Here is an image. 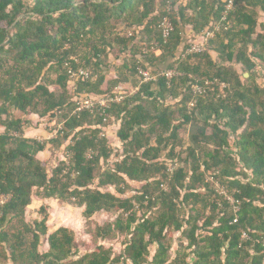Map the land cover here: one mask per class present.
Wrapping results in <instances>:
<instances>
[{"label": "trees", "instance_id": "1", "mask_svg": "<svg viewBox=\"0 0 264 264\" xmlns=\"http://www.w3.org/2000/svg\"><path fill=\"white\" fill-rule=\"evenodd\" d=\"M178 2L0 0V196L9 197L0 206V262L262 263L264 86L256 80H264V23L258 21L264 0H234L225 17V0ZM163 18L172 26L167 38L159 28ZM117 23L131 36L115 32ZM187 25L198 35L213 32L200 54L185 55L187 46L180 52ZM72 58L89 78L69 93L65 64L77 69ZM137 67L156 75V82L140 84ZM172 69L180 76L167 81L159 75ZM205 81L211 85L194 94L191 86ZM221 83L228 86L223 93ZM124 84L137 91L103 111L74 113L81 95H111ZM15 113L61 124L53 143L57 148L69 139L68 165L59 162L49 174L37 158L46 142L26 138L30 122ZM110 125L117 126L118 150L109 147ZM208 177L234 192L236 223ZM130 183L140 187L124 197ZM33 199L82 209L87 222L101 212L118 214L89 234L94 242L122 237L121 253L99 244L79 255L69 229L47 234V207L39 219L25 220Z\"/></svg>", "mask_w": 264, "mask_h": 264}, {"label": "rangeland", "instance_id": "2", "mask_svg": "<svg viewBox=\"0 0 264 264\" xmlns=\"http://www.w3.org/2000/svg\"><path fill=\"white\" fill-rule=\"evenodd\" d=\"M115 32L119 33L120 35L123 32L121 25L118 23L115 25ZM112 59L113 58L110 57V63L112 62L114 66H118L121 64L120 60H112ZM259 74L261 75V73ZM112 75H113L112 72H110V74H108L107 76V79H111ZM52 78H54V76H52ZM243 78L244 79L247 78V75L244 74ZM256 83L258 85L264 86V80L262 79L258 78L256 80ZM74 85L75 83H69L68 85L69 93H73ZM121 86L124 87V93H126L127 95L133 94L134 92H136L135 91L136 87L131 84H124ZM15 117L21 118L22 120H25V121H29L31 124V128H35V130L37 129V131L44 129L45 131L48 132V135H46V137L44 138L36 136L37 137L36 140L40 142H46L47 144L45 151L42 153H39L37 155V158L45 165L49 174L51 173V170L54 167H56V165L59 162H64L66 165H68L69 159H70V155L67 150V146L70 144L69 139L65 142H62V144L56 148L53 143L55 139L53 138V134L51 133L54 130H56L59 126H61V124H56V123L50 124L48 123L47 120L40 121L38 120V118H36L37 116H34V115L16 114ZM0 131H2V129H0ZM116 131H117V126H114V125H110L106 131V136L109 142V147H111L114 150L119 149V143L115 136ZM50 133L51 135H49ZM115 153L116 152H113V154L108 160V163H111L112 161L115 160ZM129 185H130L131 190L128 191V193H126L124 197L133 196L134 192L138 190L140 187L138 184H134V183H130ZM37 203H38L37 205L34 206V204H32L29 208H27L26 211L28 212L27 214L25 213V220L30 223L36 219H39L40 218L39 210L41 209V207H47L48 220L52 221L51 223L49 222V224L47 221V224L49 225L47 226V234H50L51 232H53L55 228L59 226V224L53 221H57L58 217L60 218V216H63L65 218L66 224L70 227L69 230L72 231L75 236L76 247L79 252V255H83L84 253L92 251L95 248V246L99 244L103 245L105 248H110L115 256L121 253L122 251L121 243L123 240L122 237H118L117 239L106 241V242H94L89 234V231L92 230L95 226H102L103 224L113 222L118 214L101 212V213L94 215L91 218V220L87 222L85 219L82 218V209L58 202L56 200H53V201L42 200V201H38ZM50 210L57 212V216L54 219L52 218V216H50ZM46 237L47 236L42 238L41 245L39 247V250L42 252L44 251V249L45 251L47 249L46 243H45ZM178 237L179 235L175 234L171 241L172 249H171L170 254L172 253L171 254L172 256L178 246V241H177ZM153 251L154 249L152 248L151 254H153ZM0 264H8V263L0 262Z\"/></svg>", "mask_w": 264, "mask_h": 264}, {"label": "built area", "instance_id": "3", "mask_svg": "<svg viewBox=\"0 0 264 264\" xmlns=\"http://www.w3.org/2000/svg\"><path fill=\"white\" fill-rule=\"evenodd\" d=\"M233 1L234 0H225V13L226 14L233 9ZM223 17V20H224ZM159 28L161 30L162 36L164 38L169 37L172 26L170 21L167 18H163L161 21ZM122 36L128 38L131 36V32H125L122 34ZM213 37V32H206L201 36V39L199 41L191 42L187 45V49L185 51V55H193V54H200L205 50V47L208 43V41ZM140 59V57H137ZM74 63L77 65V69L71 68V66L66 63V71L67 75L69 77L70 83H76L80 79L87 80L89 78V73L83 69V63H79V61L75 58H72ZM136 75L138 77V80L140 84H147V83H155L157 80V76L153 75L148 70L142 69L141 67L136 68ZM161 77H164L167 81H170L171 79L180 76V74L175 70H166L163 71L161 74H159ZM211 83L209 81H205L203 86L200 85H192L191 90L196 95H202L205 92V89L210 86ZM220 91L223 93V91L228 89V86L224 83H221L219 85ZM135 91H137V88H135ZM135 93V92H134ZM127 96L126 93H124V87L119 86L115 89L114 93L111 95H105L103 97L99 98H90L87 95H81L75 102V114L88 111L90 113H93L96 110H105L108 109L109 106L113 103H120L124 100V98ZM53 134V138L56 139L58 136L62 135V126H59L56 130L51 132ZM51 133L49 135H51ZM101 136H104L101 134ZM168 172H172L174 170V166L171 164L167 165ZM207 181L212 184V187L214 189V192L221 197L229 206L232 208V212L235 214V218L233 220V223L237 222L236 214L240 210V202L235 199L234 192L228 191L224 186H221L217 181H214L212 177H208ZM9 200V197L6 196H0V206H3L7 201ZM261 264H264V260Z\"/></svg>", "mask_w": 264, "mask_h": 264}, {"label": "crops", "instance_id": "4", "mask_svg": "<svg viewBox=\"0 0 264 264\" xmlns=\"http://www.w3.org/2000/svg\"><path fill=\"white\" fill-rule=\"evenodd\" d=\"M187 3H188V0H179L178 6L184 7V6L187 5ZM187 14L189 15L190 13H187ZM258 21H259V23H264V15L260 11H259V20ZM182 32L183 33H182V42H181L180 52H181V49H183L184 46H187L191 42H194V41L197 42V41H199L201 39V36H202V35L196 34L193 31V29H192V27L190 25L185 26L183 28ZM209 54H210V57H211V59H212V61L214 63H218L219 62V57H218V54L217 53L210 52ZM170 62H171V60H170ZM16 114H19V113H15V115ZM36 118H38V117H36ZM38 120L43 121L42 119H39V118H38ZM46 135H48V132L47 131H45L44 129L43 130L41 129V130L37 131V129L35 130V128H31V124L27 127V129L25 131V137L26 138H30V139H36L37 138L36 136H39V137H43L44 138V137H46ZM38 201H42V200H40V199H33V201L30 204V206L32 204H34V206L37 205L38 204L37 203ZM47 204H49V203H47ZM27 212L28 211H26V214H27ZM50 216H52V218L54 219L57 216V212L56 211H53V210L52 211L50 210ZM49 222L51 223L52 221L51 220H48V224H49ZM53 222H56L57 224H59V226L57 228H55L53 230V232L56 231L57 229L61 228V227L70 229V227L66 224L65 218L63 216H60V218L58 217L57 221H53ZM48 224H46V225L49 226ZM45 243H46V247H47V241ZM44 251H45V249H44ZM46 251H47V249H46Z\"/></svg>", "mask_w": 264, "mask_h": 264}]
</instances>
